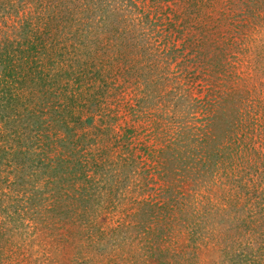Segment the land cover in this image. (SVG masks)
<instances>
[{
    "label": "rangeland",
    "instance_id": "1",
    "mask_svg": "<svg viewBox=\"0 0 264 264\" xmlns=\"http://www.w3.org/2000/svg\"><path fill=\"white\" fill-rule=\"evenodd\" d=\"M0 264H264V0H0Z\"/></svg>",
    "mask_w": 264,
    "mask_h": 264
},
{
    "label": "trees",
    "instance_id": "2",
    "mask_svg": "<svg viewBox=\"0 0 264 264\" xmlns=\"http://www.w3.org/2000/svg\"><path fill=\"white\" fill-rule=\"evenodd\" d=\"M135 9L141 11L140 7H135ZM100 35H102V31L100 32ZM192 159L195 160L196 164L202 160L201 158L200 159L192 158Z\"/></svg>",
    "mask_w": 264,
    "mask_h": 264
}]
</instances>
